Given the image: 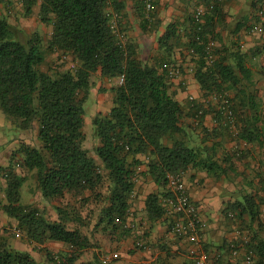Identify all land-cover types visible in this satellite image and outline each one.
<instances>
[{
  "label": "trees",
  "instance_id": "obj_1",
  "mask_svg": "<svg viewBox=\"0 0 264 264\" xmlns=\"http://www.w3.org/2000/svg\"><path fill=\"white\" fill-rule=\"evenodd\" d=\"M232 1L199 0L186 24L168 23L157 39V63L144 60L137 43L127 35L123 18L128 0H21L25 16L38 7L41 24L52 26L48 39L37 30L24 34L6 14H0V110L16 130H29L36 123L39 141L38 145L21 143L8 164L0 165L4 193L0 208L15 219L44 257L41 263L30 252L13 247L4 230L0 264H105L96 252L92 260L83 258L96 246L85 233L89 218L97 212L96 227L102 225L120 238L131 235L134 223L129 217L139 182L158 186V192L146 198L151 223L169 218L163 205V198L170 194L168 175L188 169L206 170L217 181L233 183L236 190L222 212L249 238L244 244L241 237L235 240L240 254L234 264H264V178L261 173L252 176L239 169L252 144L264 147V100L258 95L255 66L247 64L250 56L257 55V48L243 51L235 39L243 23H237L229 40L216 31L218 25H225L224 4ZM11 2L0 0L6 6ZM134 2L141 30H157L161 22L155 0L151 11L145 0ZM199 5L206 7L201 20L195 17ZM249 5L247 33L262 20L264 0H249ZM114 14L120 15L116 28L112 27ZM210 41L221 44L212 47V61ZM182 46L193 62L200 98L224 91L232 95L237 135L223 124L215 105L205 107L201 99L183 103L177 98L168 66L177 65L174 55ZM53 52L59 57L71 55L75 64L68 69L45 65ZM120 76L122 83L103 88L112 93L111 108L92 117L93 133L99 140L92 154L85 146L84 127L94 78L111 81ZM202 108L204 113L198 116ZM209 112L220 125L203 127L205 138L199 143L189 139V128L203 126ZM226 133L236 140L231 148H225L222 141L210 143L212 136ZM138 166L143 169L137 171ZM25 172L35 175L37 188L48 202L71 195L76 203L55 205L58 218L46 217L35 204L22 202ZM90 202L94 208L85 217L83 210ZM49 241L62 242L66 249L55 253L46 246ZM226 249L232 256V239ZM219 257L220 253L214 255L216 264ZM193 260L183 264H196ZM155 264L175 263L168 257Z\"/></svg>",
  "mask_w": 264,
  "mask_h": 264
},
{
  "label": "crops",
  "instance_id": "obj_2",
  "mask_svg": "<svg viewBox=\"0 0 264 264\" xmlns=\"http://www.w3.org/2000/svg\"><path fill=\"white\" fill-rule=\"evenodd\" d=\"M6 1H12L8 7L17 6L18 9L23 10L21 0ZM198 1L199 0H155L157 17L161 24L157 30L143 32L139 25V17L137 14H135V2L134 0H128L127 14L123 18L127 35L137 43V46L140 49H144L148 42L153 40L154 43L153 45L151 44L153 51L150 52V49H147L148 54L145 53V57L146 60L148 59L150 62L157 63L160 59L157 50L158 37L164 33L166 25L170 22L181 21L182 23L186 24L189 15L193 13L194 7L197 5ZM232 2L224 4L225 25H218L216 31L221 32V34L226 36V38L229 40L230 37H233L230 32L234 29V27H236L237 23H243V27L241 28V31L237 33L235 39L239 41V46L243 51H250L251 49L257 48V55L250 56L247 64L248 66H255L252 68L256 73L255 79L257 80L258 95L264 100V72H262L264 71V52H260L264 51V36L260 35L259 33H249L256 35V37L259 39L256 42H252L250 40L251 38L247 35L248 33L244 27V24L247 23L245 18L249 16V0H244V3L242 2L237 9L234 7ZM6 5L0 4L4 10ZM0 14H2L1 11ZM228 35H230V37H228ZM216 43L217 45H221L219 42ZM183 53H185V49L183 46L179 47L176 50L174 58L175 63L180 67L182 66L181 69L184 75L182 80L183 83H188V87L183 86L185 89H181L178 86L174 87L177 89V98L181 102L187 103L189 99L188 95L190 93L194 94L197 99L200 100L201 91L199 84L195 80L193 74V62L190 61V57L187 56L186 53ZM143 54L144 53H142V55ZM116 82H118L117 79L111 81L108 79L104 80V83L109 85ZM204 119V128H214L213 125L215 122L213 119V113H207ZM223 140L224 139L221 136L216 138L212 136L210 138V143L214 141L223 142ZM244 162L248 166V169L246 170L248 174L255 176L256 174L261 173L262 177L264 178V147L261 146L259 142L252 144L247 157L244 159ZM4 164L5 163H0V165ZM185 181L191 199L199 207L200 214L207 224L203 235V243L211 257L210 264H216L214 255L219 253L221 257L218 258L219 260L217 264H230L231 261V264H234L236 258L229 255L226 249V244L231 239L236 238V236L233 235L232 238V236H230L231 234L227 232L225 224L226 220L223 216L222 210L225 203L231 198L230 193L236 190L234 189L235 186L233 183L217 181L213 176L209 175L206 170L201 169H188L185 171ZM152 192H158V186L154 182L138 183L135 197L132 201V209L129 217V220H131L140 229H143L145 232L144 238L147 243L151 244L152 247L149 248L147 246V248L144 249L140 247H134V231H132L131 235H128L125 238H120L116 234L112 236L108 229L103 228L102 225L96 227L97 212H95L94 216L89 218L91 223L89 226L85 227V233L90 236L92 242L96 244V246L85 252L86 261L92 260L95 252L99 254V257L104 261L105 264H155L158 260L163 261L168 257L172 258V261H174L175 264H183L184 261L193 260V258L190 257L187 252L188 243L175 236V234L171 231V226L169 223L172 222V219L170 217H166L167 219L165 218L161 221L158 220L154 223H151V221L148 219L146 198ZM89 206L94 208V205ZM87 214H85V217ZM57 218L58 214L51 219ZM6 222L12 223L14 226L17 224L15 219L7 217L0 208V223L4 224ZM4 228L5 230L8 229L10 231V228ZM9 233H6L5 237L13 247L23 251H28L39 262H43L44 257L42 253L40 252L38 254L36 252L34 244L30 243L27 239H19L22 238L20 235L17 237H11ZM47 245L54 252H59V250L66 249V245L59 241H49ZM112 251L114 252L113 255L118 257L117 259H111L112 254L110 252ZM173 256H176V258ZM169 261H171V259H169Z\"/></svg>",
  "mask_w": 264,
  "mask_h": 264
},
{
  "label": "rangeland",
  "instance_id": "obj_3",
  "mask_svg": "<svg viewBox=\"0 0 264 264\" xmlns=\"http://www.w3.org/2000/svg\"><path fill=\"white\" fill-rule=\"evenodd\" d=\"M6 2H8V1H6ZM242 2L244 3V0H236V1H233L232 3L234 4V7L237 9V8H239V6L241 5ZM0 4L6 5V3L5 4L0 3ZM243 7H244V5H243ZM5 10L7 11V13ZM5 10H4V8H2V6H0V11L2 12V14H6L9 17L10 22L13 25L21 28L24 34L30 35L34 31L37 30V31H40L45 36L46 39H48L50 37L51 32H52V26L41 24V22L39 20V14L37 12L39 10L38 7H36L34 9L33 14L30 16H25L24 11L21 9H18L17 6L16 7L15 6H12V7L6 6ZM247 35L251 38L250 40L252 42H256L257 40H259L256 37V35L249 34V33ZM153 43H154V41L150 40L148 42V44L145 46V48L141 49V55H142V53H144L142 55V58L144 60H146L145 53L148 54L147 49H150V52L153 51V49L151 47V44L153 45ZM74 64H75V60L71 55L59 57L57 52H53V53L49 54L47 57V61L45 63V65H54V66L59 67L60 69H68V68L72 67ZM182 77H184L183 73H182ZM94 81H95V84H94V87L91 91L88 103L86 105L87 114L85 115V127H84L85 132H86L85 146L89 150H91L92 154L94 152L93 151L94 147L99 143L98 138H96L94 136V133H93L92 117L98 111H107L110 108L111 103H112V93L110 91L103 90V88L108 89L110 87V85L105 84L106 82L104 83V81H102L98 77H95ZM173 81L175 83V86H178L181 89H183V88L185 89L186 86L188 87V83L187 82L183 83V80L175 79ZM183 86H185V87H183ZM190 95H194V94L190 93L188 95V98ZM213 119H215L214 116H213ZM187 120H189V119H187ZM204 126L205 125L203 124V126H199V128H197L196 130H194L191 126L189 128V131H188L189 132L188 135L190 137L189 139H192L194 142H198V143L201 142L200 140L202 138H205V132L203 130ZM213 126L215 127V123ZM192 129H193V131H192ZM37 134H38V126L36 123L29 130H20V131L16 130L14 128V126L10 123V121L8 120L7 116L0 110V163H5L4 165H7L8 161H9V157H10L11 153L13 152V150L16 149L23 142L29 143L31 145H38L39 141H38ZM203 134H204V136L202 137ZM226 134L221 135V137L224 139L223 140L224 147L225 148H231L234 145V143L236 142V140L229 133L227 135ZM246 157H247V155H246ZM246 157H244L242 162L239 163V168L243 171H246L248 169V166L244 162V159ZM25 173L27 176V181L25 182V184L21 188L22 202L35 204L40 209V211H42L43 214L46 215V217L53 218L54 216L57 215L55 205L62 204L63 202L66 203L68 201H73L74 203H76L75 199L71 195H67L64 200L57 199V200H54L53 202H48L46 199H44L41 192L37 188L35 175L31 172H25ZM246 173H247V171H246ZM0 200H4V193L1 190H0ZM88 204L94 205L91 202ZM89 205H86L85 210H83V215L89 213V209L91 208V206H89ZM87 210H88V212H87ZM225 220H226L225 224H226L227 232L230 233L231 234L230 236H232V238H233V235H235V231L238 229V227H236L234 222L227 220V219H225ZM1 225H3V228L4 227L10 228V227L14 226L12 223H8V222L1 224ZM15 226H17V224ZM133 228H134V230H133L134 231L133 232L134 233L133 245H134V247L139 248L137 246V241L140 239L146 241L144 238L145 232L143 231V229H140L135 224H134ZM9 232H12V231L11 230L9 231L8 229H6L4 234L9 233ZM9 235L11 237H17L20 235L22 238H19V239H26L24 233L21 230H20L19 235L17 233H14V232L9 233ZM146 245L149 248L152 247L151 244L147 243V241H146ZM46 246L48 247L47 243H46ZM51 251H53V250H51ZM61 251H64V250L63 249L59 250V252H61ZM36 252L38 254L40 253V251H38V249H36ZM55 253H58V252L55 251ZM88 253H89V251H88ZM110 253L112 254L111 259H117L118 258L115 255H113L114 254L113 251ZM85 257L86 256L84 255L83 258L85 259ZM231 260H232V258H231Z\"/></svg>",
  "mask_w": 264,
  "mask_h": 264
},
{
  "label": "built area",
  "instance_id": "obj_4",
  "mask_svg": "<svg viewBox=\"0 0 264 264\" xmlns=\"http://www.w3.org/2000/svg\"><path fill=\"white\" fill-rule=\"evenodd\" d=\"M146 9L151 11L153 9V0H145ZM206 7L199 5L195 10V17L201 20ZM260 15L262 20L252 29L253 34L259 33L264 35V8L261 9ZM120 20L119 14H114L112 27L116 28ZM215 41H210L208 46L209 60L212 61L214 54L211 53L212 47L215 46ZM169 74L173 80H182V71L179 65H169ZM119 83H122L123 76L117 78ZM231 94L227 91L214 92L206 97L201 98L204 106L215 105L221 115L223 124L227 127L232 135L238 134L236 114L233 109V102L231 101ZM191 101L198 100L195 95H190ZM194 105V103H192ZM204 109L198 111V116L203 115ZM215 125H220V120H214ZM244 144V143H243ZM143 166H138L137 171H141ZM168 187L170 194L163 198V205L166 215L172 218L171 231L180 237L184 242L188 243L187 251L196 264H210L211 257L204 247L203 235L206 229V222L200 214L199 207L191 199L188 192V187L185 181V171H179L168 175ZM264 216V211H263ZM4 228L0 223V233L4 232ZM14 233L20 234V229L17 226L10 227ZM236 238L232 239V256L237 258L240 254V248L235 243V240L241 237L243 244L249 241L246 234L240 229L235 231ZM137 246L144 249L147 248L146 242L142 239L137 241ZM250 261V256L247 255V262Z\"/></svg>",
  "mask_w": 264,
  "mask_h": 264
}]
</instances>
